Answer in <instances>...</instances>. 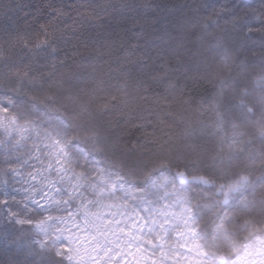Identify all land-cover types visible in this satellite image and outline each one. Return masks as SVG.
I'll use <instances>...</instances> for the list:
<instances>
[{"label": "snow or ice", "instance_id": "6c2138e0", "mask_svg": "<svg viewBox=\"0 0 264 264\" xmlns=\"http://www.w3.org/2000/svg\"><path fill=\"white\" fill-rule=\"evenodd\" d=\"M73 9L0 13V191L36 214L17 222L69 264H264V0L134 19L135 71L77 65L99 37Z\"/></svg>", "mask_w": 264, "mask_h": 264}, {"label": "trees", "instance_id": "16d2710c", "mask_svg": "<svg viewBox=\"0 0 264 264\" xmlns=\"http://www.w3.org/2000/svg\"><path fill=\"white\" fill-rule=\"evenodd\" d=\"M58 2L67 4L69 8L76 6V9L70 12L71 19L68 20L73 29L85 35L99 37L94 48L91 43L89 44L92 51L84 53L82 58H76L77 65H92L105 71L109 68L113 70L127 68L135 71L137 67L134 65L135 58L132 62L125 60L120 47L123 40L134 34L132 21L148 18L163 24L180 15L191 0H58ZM255 2L258 4L259 0ZM38 4L39 0H0V13L7 8L10 10L11 20L16 25L31 28L32 25L27 24V19ZM2 21L3 17L0 16V22ZM70 70L74 71L75 66L65 71ZM116 74L113 71V76ZM20 187V183L11 181L9 188L0 191V199L9 201L7 205L0 204V254L6 253V264H69L63 256H58L53 248H43L39 245L33 224L17 222L19 219L35 221L36 218L35 213L24 211V206L20 203L24 193L17 195ZM12 196H15V203L12 202ZM12 212L16 215H11Z\"/></svg>", "mask_w": 264, "mask_h": 264}, {"label": "rangeland", "instance_id": "374dc122", "mask_svg": "<svg viewBox=\"0 0 264 264\" xmlns=\"http://www.w3.org/2000/svg\"><path fill=\"white\" fill-rule=\"evenodd\" d=\"M38 235V243L43 248H53L56 251L57 245H54L51 240H47L42 232L35 226V222L32 223ZM65 258V257H64ZM66 259V258H65ZM67 260V259H66ZM68 261V260H67ZM69 262V261H68Z\"/></svg>", "mask_w": 264, "mask_h": 264}, {"label": "clouds", "instance_id": "9594fccd", "mask_svg": "<svg viewBox=\"0 0 264 264\" xmlns=\"http://www.w3.org/2000/svg\"><path fill=\"white\" fill-rule=\"evenodd\" d=\"M5 258H6V253L0 254V264H6Z\"/></svg>", "mask_w": 264, "mask_h": 264}]
</instances>
